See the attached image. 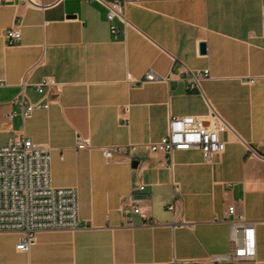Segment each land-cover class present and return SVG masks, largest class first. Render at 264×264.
Listing matches in <instances>:
<instances>
[{"label":"crops","instance_id":"obj_1","mask_svg":"<svg viewBox=\"0 0 264 264\" xmlns=\"http://www.w3.org/2000/svg\"><path fill=\"white\" fill-rule=\"evenodd\" d=\"M21 0L0 4V145L25 135L51 153V183L75 187L87 226L42 230L28 252L19 232H0V264H239L212 260L230 250L226 207L255 223L256 256L264 264V0H150L128 4L125 28L110 30L106 8L89 0ZM21 20L13 44L6 30ZM205 44L201 51L200 45ZM174 64L209 69L201 89L171 78L142 85L153 70ZM51 78L60 86L48 109L8 117L25 82ZM253 78V83L243 79ZM219 114L230 126L225 150L211 163L197 148L175 150L172 166L149 144L166 132L170 115ZM128 118L126 122L123 118ZM90 146L76 149L77 137ZM136 145L107 159L102 148ZM136 161V165L133 162ZM179 184L178 220L167 208ZM144 183L143 208L156 222L124 224L120 205Z\"/></svg>","mask_w":264,"mask_h":264},{"label":"built area","instance_id":"obj_2","mask_svg":"<svg viewBox=\"0 0 264 264\" xmlns=\"http://www.w3.org/2000/svg\"><path fill=\"white\" fill-rule=\"evenodd\" d=\"M10 0H0V4ZM102 4L106 8V18L111 22L110 30L118 31L115 20L126 28L128 4L142 6L150 0H89ZM25 7L37 6L36 0H21ZM21 20L17 18L6 30L10 43L21 37ZM210 76L209 69H191L184 64H174L169 74L161 76L148 70L139 79L128 77L129 82L142 85L146 82L168 81L175 77L184 80L188 88L201 89L200 82ZM253 83V78L243 79ZM3 82L0 81V85ZM25 82H21L20 91L12 98L11 103L20 109L10 110L8 117L20 114L29 116L34 110L48 109L52 102L50 94L59 92L60 86L51 78H43L33 84L41 94L37 101H31L24 93ZM126 122L128 118H123ZM228 123L217 113L207 115H170L167 132L155 142L149 144L152 152H163L168 157L171 167V155L175 150L197 148L201 151L204 162L211 163L216 154L225 150L226 142L222 133L229 129ZM89 139L78 136L76 149L89 147ZM136 145L107 146L102 148L105 158L114 153L132 152ZM145 184L140 183L133 188L120 205V213L124 224L133 225L132 218L138 215L141 224H156L141 202L146 199L141 193ZM179 184H172V201L167 208L175 212V224L178 220ZM229 228L230 250L226 254L212 258L214 261L250 264L256 256L255 223L236 210L234 204L226 207L222 218ZM87 226L78 215L77 190L75 187H55L51 183V153L45 144L34 143L31 138L22 135L11 138L0 145V232H19L20 237L15 246L19 252H28L36 243L37 234L42 230H75Z\"/></svg>","mask_w":264,"mask_h":264},{"label":"water","instance_id":"obj_3","mask_svg":"<svg viewBox=\"0 0 264 264\" xmlns=\"http://www.w3.org/2000/svg\"><path fill=\"white\" fill-rule=\"evenodd\" d=\"M200 49H201V51H204V50H205V44H201V45H200ZM136 163H137V162L134 161V162H133V165H136Z\"/></svg>","mask_w":264,"mask_h":264}]
</instances>
